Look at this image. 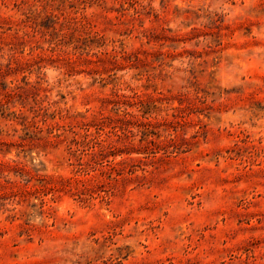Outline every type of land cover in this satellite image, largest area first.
<instances>
[{"label":"rangeland","instance_id":"obj_1","mask_svg":"<svg viewBox=\"0 0 264 264\" xmlns=\"http://www.w3.org/2000/svg\"><path fill=\"white\" fill-rule=\"evenodd\" d=\"M0 264H264V0H0Z\"/></svg>","mask_w":264,"mask_h":264}]
</instances>
